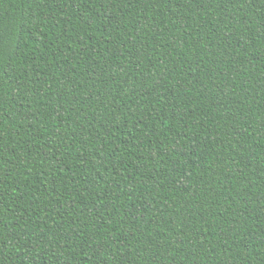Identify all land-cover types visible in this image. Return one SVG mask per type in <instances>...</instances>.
Listing matches in <instances>:
<instances>
[{
    "label": "trees",
    "instance_id": "16d2710c",
    "mask_svg": "<svg viewBox=\"0 0 264 264\" xmlns=\"http://www.w3.org/2000/svg\"><path fill=\"white\" fill-rule=\"evenodd\" d=\"M0 264H264V0H0Z\"/></svg>",
    "mask_w": 264,
    "mask_h": 264
}]
</instances>
